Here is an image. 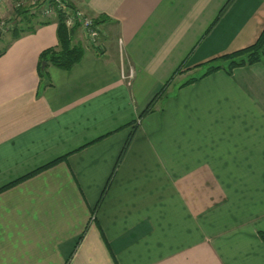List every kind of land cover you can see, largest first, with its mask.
<instances>
[{
  "label": "crops",
  "instance_id": "0c3cea01",
  "mask_svg": "<svg viewBox=\"0 0 264 264\" xmlns=\"http://www.w3.org/2000/svg\"><path fill=\"white\" fill-rule=\"evenodd\" d=\"M70 2L99 47L76 27L81 59L40 77L50 18L0 56V264H264V59L184 84L255 42L264 0Z\"/></svg>",
  "mask_w": 264,
  "mask_h": 264
},
{
  "label": "trees",
  "instance_id": "16d2710c",
  "mask_svg": "<svg viewBox=\"0 0 264 264\" xmlns=\"http://www.w3.org/2000/svg\"><path fill=\"white\" fill-rule=\"evenodd\" d=\"M62 1H64L70 8L76 9L70 3L69 0H62ZM30 8L31 7L22 6V5L14 8L13 10L14 26L10 29L11 31L10 34L12 38L4 47V49L0 52V56L4 53V51L10 45V43L16 38L20 37L22 33H26V32L32 33L35 31V24L32 25L33 22H36V24L39 26L51 22V20L47 18L38 19L37 18L38 13H34V12L30 13ZM94 21L97 24L99 23L98 19H94ZM54 22L56 23L55 34H56L57 44L55 46L45 48L40 52L37 63V73L40 77L45 76L46 73L45 69L48 63L60 69L68 70L73 65H75L83 55V47L80 44L73 43L72 41V35L76 26H72V27L67 26L65 23V16L61 11H58L56 13ZM263 59H264V26L254 43L242 49H238L231 53H227L206 61L205 63H203L204 65L203 73L198 77L190 78L184 84H187L188 82H193L219 69H223L225 70L226 73L230 74L232 70L236 67L252 65ZM42 62H45V66L43 67L41 66ZM178 71L179 68H177L172 73L169 79L165 81V83H163V85L151 97V99L144 107V109L138 114L139 120L142 119L147 113H149L152 110L155 102L163 95L167 86L171 83L172 79L178 73ZM131 124H132L131 130L125 140V144L119 155L118 162L122 158L123 154L126 152V149L129 146V143L134 135V132L138 124L137 119H135ZM56 161H58V159L46 164L40 169L33 171L32 174L38 172L43 168L48 167L51 164H54ZM19 180H22V178L11 182L5 185L4 187L12 185L18 182ZM258 235L260 239L264 242V231H258Z\"/></svg>",
  "mask_w": 264,
  "mask_h": 264
},
{
  "label": "built area",
  "instance_id": "2783aa9c",
  "mask_svg": "<svg viewBox=\"0 0 264 264\" xmlns=\"http://www.w3.org/2000/svg\"><path fill=\"white\" fill-rule=\"evenodd\" d=\"M4 0H0V6ZM27 6L34 8L36 11L39 10L41 16L44 18H55L56 13L61 11L65 16V23L67 26H76L83 30L92 47H99V34L100 27L93 18L86 15L79 9L70 8L62 0H13L12 9L18 6ZM12 17L2 18L0 17V33L9 31L13 27L14 20H10ZM129 71L128 77L131 76Z\"/></svg>",
  "mask_w": 264,
  "mask_h": 264
},
{
  "label": "rangeland",
  "instance_id": "374dc122",
  "mask_svg": "<svg viewBox=\"0 0 264 264\" xmlns=\"http://www.w3.org/2000/svg\"><path fill=\"white\" fill-rule=\"evenodd\" d=\"M5 1V0H4ZM70 1V0H69ZM71 3V2H70ZM3 4V3H2ZM2 5L0 6V9H1ZM12 16V15H11ZM0 17L2 18H8V15L5 14L4 16L0 15ZM43 17V16H42ZM41 18V17H39ZM43 19V18H42ZM10 20H14V18H10ZM35 21V20H34ZM33 24H36V22H33ZM14 26V24H13ZM10 30L9 31H6V32H2L0 33V52L4 49V47L7 45V43L11 40L12 36L10 34Z\"/></svg>",
  "mask_w": 264,
  "mask_h": 264
},
{
  "label": "water",
  "instance_id": "95a60500",
  "mask_svg": "<svg viewBox=\"0 0 264 264\" xmlns=\"http://www.w3.org/2000/svg\"><path fill=\"white\" fill-rule=\"evenodd\" d=\"M41 66H42V67L45 66V62H42Z\"/></svg>",
  "mask_w": 264,
  "mask_h": 264
}]
</instances>
